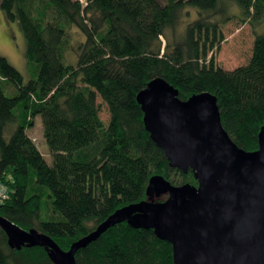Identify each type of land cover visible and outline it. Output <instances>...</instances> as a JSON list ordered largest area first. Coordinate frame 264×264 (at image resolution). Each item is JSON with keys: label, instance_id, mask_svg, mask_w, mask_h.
Returning a JSON list of instances; mask_svg holds the SVG:
<instances>
[{"label": "trees", "instance_id": "16d2710c", "mask_svg": "<svg viewBox=\"0 0 264 264\" xmlns=\"http://www.w3.org/2000/svg\"><path fill=\"white\" fill-rule=\"evenodd\" d=\"M0 10L25 42L26 81L0 55V182L8 190L0 216L22 229L67 250L116 209L147 200L151 176L196 185L190 169L169 166L144 129L135 97L154 78L172 85L180 100L214 95L231 140L245 151L257 148L264 0H0ZM234 17L254 29V39L248 61L224 70L208 55ZM73 32L80 37L74 44ZM97 97L106 105V124ZM35 116L51 164L27 135ZM74 258L75 264H172L167 241L125 222ZM0 264L52 263L42 247H9L0 229Z\"/></svg>", "mask_w": 264, "mask_h": 264}, {"label": "water", "instance_id": "95a60500", "mask_svg": "<svg viewBox=\"0 0 264 264\" xmlns=\"http://www.w3.org/2000/svg\"><path fill=\"white\" fill-rule=\"evenodd\" d=\"M135 100L144 129L170 167L190 169L196 185L149 178L147 200L116 209L94 230L61 249L49 236L0 216L11 248L42 247L52 264H75V252L115 224L151 229L171 246L172 264H264V121L257 148H239L223 129L216 98L201 92L180 100L162 78ZM166 195L162 201L154 198Z\"/></svg>", "mask_w": 264, "mask_h": 264}, {"label": "rangeland", "instance_id": "374dc122", "mask_svg": "<svg viewBox=\"0 0 264 264\" xmlns=\"http://www.w3.org/2000/svg\"><path fill=\"white\" fill-rule=\"evenodd\" d=\"M83 2V0H79ZM234 12L236 13L235 9ZM261 28H255L259 31ZM223 40L218 45L217 49L212 51L214 63L224 69L232 70L240 65L245 64L251 53V45L254 39V29L248 24L234 17L227 22L222 28ZM262 32L259 31V33ZM72 44L75 39H79V35L76 32L72 33ZM164 45V39L161 38ZM25 42L21 31L19 30L16 22H8L0 10V55L5 57L8 63L13 66L23 77V80L28 79V73L24 60ZM67 53V52H66ZM74 57L72 54L65 57V63L72 64ZM4 91L7 96H11L7 86H4ZM97 104L99 105V117L103 123L108 121V112L106 105L102 100L97 97ZM27 135L36 144L38 151L42 154L45 162L51 164V156L48 151V147L45 143L42 134V123L40 116L33 117V125L27 130ZM8 137V136H7ZM166 198V195H161L154 198V202L162 201Z\"/></svg>", "mask_w": 264, "mask_h": 264}, {"label": "built area", "instance_id": "2783aa9c", "mask_svg": "<svg viewBox=\"0 0 264 264\" xmlns=\"http://www.w3.org/2000/svg\"><path fill=\"white\" fill-rule=\"evenodd\" d=\"M8 197V190L5 184L0 182V203H3Z\"/></svg>", "mask_w": 264, "mask_h": 264}]
</instances>
